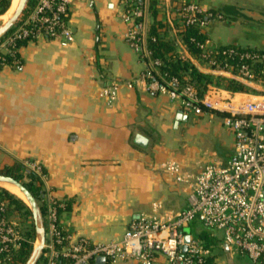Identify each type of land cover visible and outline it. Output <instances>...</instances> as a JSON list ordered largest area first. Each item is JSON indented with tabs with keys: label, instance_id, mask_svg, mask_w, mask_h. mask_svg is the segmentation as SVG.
<instances>
[{
	"label": "crops",
	"instance_id": "1",
	"mask_svg": "<svg viewBox=\"0 0 264 264\" xmlns=\"http://www.w3.org/2000/svg\"><path fill=\"white\" fill-rule=\"evenodd\" d=\"M183 1L147 0L149 27L155 18L168 23L172 31L165 36L175 39ZM125 3L73 0V45L42 37L21 47L20 68L0 70V169L39 163L47 172L44 192L70 204L61 216L63 229L73 240L96 244L121 240L144 213L164 217L188 208L189 188L162 164L175 161L184 173L197 174L213 163L196 154L201 132L220 136L225 157L216 163L227 165L235 151L221 116L183 113L188 120L178 121V103L143 87L122 86L108 105L102 89L109 80L134 81L144 70L126 40ZM200 6L224 17L204 29L212 47L264 51V20L246 15L264 17V0H200ZM178 52L187 55L183 47ZM214 243L216 264H230L221 236ZM229 252L232 264H254Z\"/></svg>",
	"mask_w": 264,
	"mask_h": 264
},
{
	"label": "built area",
	"instance_id": "2",
	"mask_svg": "<svg viewBox=\"0 0 264 264\" xmlns=\"http://www.w3.org/2000/svg\"><path fill=\"white\" fill-rule=\"evenodd\" d=\"M72 2L35 0L0 40V70L22 66L18 52L23 42L48 37L59 40L64 47L73 45L76 37L69 23ZM148 12L147 0H126L122 13L128 25L126 40L139 53L144 70L134 81L109 80L102 89L103 97L112 105L122 86L143 87L169 97L188 116L219 115L235 137L233 159L225 166L208 164L197 174L184 173L175 161L163 163L162 169L189 188L188 208L164 217L156 212L144 213L130 224L121 240L107 244L92 243L86 238L73 240L61 224L60 211L67 202L45 192L46 244L41 264H96L100 257L106 258V264H216L214 242L220 236L232 253L254 264H264V67L255 68L264 62V53L238 49L221 53L207 39L201 45L199 66L226 80L222 86L213 82L201 95L188 80L166 72L164 61L154 57L149 48ZM177 13L182 27L197 26L203 30L210 21L224 19L220 14L204 11L200 0H184ZM221 54L224 59H219ZM234 57L239 58L236 66L227 61ZM181 58L188 56L181 54ZM229 81H237L249 90H228ZM22 165L26 174L33 172L43 182L46 180L39 163L25 161ZM157 208L154 205L155 211ZM197 220L205 229L219 234L204 236L198 231L195 237L191 231L190 242L186 243V228ZM29 222L8 214V204L0 201V264H9L14 252L29 242L22 228Z\"/></svg>",
	"mask_w": 264,
	"mask_h": 264
},
{
	"label": "trees",
	"instance_id": "3",
	"mask_svg": "<svg viewBox=\"0 0 264 264\" xmlns=\"http://www.w3.org/2000/svg\"><path fill=\"white\" fill-rule=\"evenodd\" d=\"M12 2L13 0H0V16H3L8 12ZM34 2L35 0H30L28 7H31ZM169 30L172 31V28H170L168 23H164L157 18H155V21L150 29L149 48L154 54V57L160 58L164 61V70L172 76H179L181 79L188 80L189 83L193 84L198 89L201 95L206 93L208 86L213 82H216L218 86H222V82L226 80L225 78L208 73L199 66V59L202 54L201 45L205 44L206 40L208 39L204 30L197 26L178 27L176 30V38L172 41L168 40L165 36ZM26 43L28 42H23L20 44L18 52V57L20 59V49ZM180 47L184 48L188 58H181V54L178 52ZM229 49H238L239 51H257L259 53H264V51L242 49L237 46L221 47L220 51L222 53L223 51ZM219 59H224V56L221 54ZM227 61L234 66L239 64L238 57L229 58ZM263 67L264 62L262 64L255 65L257 70ZM226 88L233 92H244L249 90L245 85L237 81H229L226 85ZM17 170L23 171V165L18 164L13 167H5L0 169V174L14 177L18 181L24 183L28 190L38 200L42 212L45 215L46 208L43 181L37 174L33 172H28L26 175H24L17 173ZM43 173L47 175L45 169H43ZM25 178H27L28 181H24ZM0 201H4L8 204V214L16 216L20 219H24V217L32 218V214L27 204L15 194L2 187H0ZM69 209L70 204L67 203V207L60 212L63 213ZM24 234L28 238L29 242L24 243L19 250L14 252L12 260L9 264H26L28 260L36 241L34 224H31L28 229H25ZM204 239L208 242V244H210L207 237H204ZM41 262L42 260H40L39 264H41Z\"/></svg>",
	"mask_w": 264,
	"mask_h": 264
},
{
	"label": "water",
	"instance_id": "4",
	"mask_svg": "<svg viewBox=\"0 0 264 264\" xmlns=\"http://www.w3.org/2000/svg\"><path fill=\"white\" fill-rule=\"evenodd\" d=\"M30 0H19L13 13L9 17V19L5 22H3L0 26V40L4 38L19 22L22 15L25 13V11L28 8ZM249 17L257 20H264V17L257 14V13H246ZM253 87H258L255 83H250ZM181 117H184V120L187 121L188 117L183 115V112L180 113V116L178 117V121L181 120ZM137 143L141 146L146 145V139L142 136H137ZM0 185H10L13 187H16L20 190V192L25 197L26 201H23L27 204L29 207V210L32 214L33 223L35 227L36 232V243L34 245V248L26 262V264H39L43 253H44V246L46 244V227H45V221L43 212L41 209V206L38 202V200L35 198V196L28 190V188L22 183L21 181H18L14 177L1 175L0 174ZM187 237H186V243L190 242L191 239V228H186ZM225 249L227 252V258L230 264H232V258L231 254L229 252V248L227 245H225ZM186 250V247H184V251ZM96 264H106V258L100 257L96 260Z\"/></svg>",
	"mask_w": 264,
	"mask_h": 264
},
{
	"label": "rangeland",
	"instance_id": "5",
	"mask_svg": "<svg viewBox=\"0 0 264 264\" xmlns=\"http://www.w3.org/2000/svg\"><path fill=\"white\" fill-rule=\"evenodd\" d=\"M16 5L17 4H14L12 2V5H11L9 11L5 15L0 16V26L3 22H5L9 19V17L11 16V14L14 11ZM190 117L192 118L193 116L190 115ZM198 139L199 140L197 141V145L195 146V151L197 152L196 154L198 155L199 159H201L202 161H209V162L216 163V162H220L225 157V153H224L225 149L222 146V142L220 141L219 134L217 135V133L215 131L201 132ZM16 172L26 175L24 170L23 171L17 170ZM24 181H28V179L25 178ZM0 187L7 189V187L5 185H2V186L0 185ZM24 219L30 221L26 225L22 226V228L24 230L28 229L31 226V224H34L33 218L24 217ZM190 228H191V231L193 232V235L195 237H198V233H197L198 231L204 232L203 233L204 236L210 235L211 233L219 234L218 232H214V231L205 229L203 224L201 222H199L198 220L191 223ZM214 240H216V239H213V241ZM35 243H36V241H35ZM35 243H34V245H35Z\"/></svg>",
	"mask_w": 264,
	"mask_h": 264
},
{
	"label": "bare ground",
	"instance_id": "6",
	"mask_svg": "<svg viewBox=\"0 0 264 264\" xmlns=\"http://www.w3.org/2000/svg\"><path fill=\"white\" fill-rule=\"evenodd\" d=\"M19 0H13L14 4H17ZM12 11V10H11ZM7 187V190H9L11 193L17 195L18 197H20L21 199H23L24 201H26L25 197L23 196V194L20 192V190L16 187L10 186V185H5Z\"/></svg>",
	"mask_w": 264,
	"mask_h": 264
}]
</instances>
